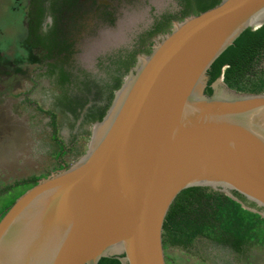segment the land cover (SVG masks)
I'll return each instance as SVG.
<instances>
[{"label": "water", "instance_id": "95a60500", "mask_svg": "<svg viewBox=\"0 0 264 264\" xmlns=\"http://www.w3.org/2000/svg\"><path fill=\"white\" fill-rule=\"evenodd\" d=\"M263 17L264 0H221L157 36L93 124L85 153L2 216L0 264H166L167 212L192 187L264 218V94L237 93L222 78L204 92L213 62Z\"/></svg>", "mask_w": 264, "mask_h": 264}, {"label": "rangeland", "instance_id": "374dc122", "mask_svg": "<svg viewBox=\"0 0 264 264\" xmlns=\"http://www.w3.org/2000/svg\"><path fill=\"white\" fill-rule=\"evenodd\" d=\"M32 1L0 0L1 49L6 47L4 40L13 41L12 48L25 60L18 66L27 70L18 76H0V194L16 181L52 173L60 163L70 166L78 159L76 151L57 158L59 149L52 139L50 119L42 111L56 113L60 140L66 150H77L80 134L93 126L88 123L89 115L105 103L107 56L133 49L137 37L156 17L177 11L175 0H110L117 17L104 20L105 28L98 32L96 20L89 22L95 18L91 10L84 9L85 4L73 11L65 9L56 18V34L63 43L59 48L68 46L67 50L44 62L42 51L26 53L20 46L24 16ZM81 9L82 16L74 18ZM44 22L47 30L51 20L47 17ZM48 64L55 65L54 69ZM58 66L70 75L71 84L66 88L56 81ZM166 254L171 264H238L228 248L202 241L191 253L169 248ZM252 257V264H264V250L254 251Z\"/></svg>", "mask_w": 264, "mask_h": 264}, {"label": "trees", "instance_id": "16d2710c", "mask_svg": "<svg viewBox=\"0 0 264 264\" xmlns=\"http://www.w3.org/2000/svg\"><path fill=\"white\" fill-rule=\"evenodd\" d=\"M33 10L39 17H44L46 11L51 12L49 5L56 6L57 0H33ZM44 1V2H42ZM221 0H175L177 11L166 12L156 17L152 25L141 33L133 49L118 50L115 54L107 56L109 63L108 81L106 84L107 96L105 103L96 108L88 117L89 125L103 119L110 107L114 93L120 88L124 77L134 67L137 55H147L154 44L153 39L170 31L174 21H182L190 15L199 14L208 10ZM48 3V6L45 4ZM51 15V13H50ZM54 18V17H53ZM29 22V21H28ZM29 24V23H28ZM57 20L44 39L42 45L47 50L46 58L54 59L59 53L67 50L68 46L59 48L56 41ZM54 69L53 64H48ZM49 72H53L51 69ZM205 94L212 95V84L222 78L223 83L232 91L241 94H264V25L251 30H245L210 66L207 71ZM70 75L61 71L57 83L66 88L71 84ZM66 98V92L64 93ZM50 119L52 139L58 146L57 158L76 151V158L82 156L87 148L91 131L86 130L80 134L82 141L77 150L73 147L67 149L59 137L57 115L53 111H42ZM75 141V140H74ZM69 167L60 163L56 170ZM32 176L16 181L6 187L0 194V219L12 206L15 200L25 193L37 182L49 176ZM241 201L246 200L234 193ZM249 207H255L249 203ZM207 242L228 248L234 253L238 264H252V253L264 250V218L242 207V205L220 191L207 187H192L183 190L170 206L162 232V242L165 252L166 264H171L170 257L166 254L169 248H177L186 253H191L199 242ZM98 264H122L119 256L101 258Z\"/></svg>", "mask_w": 264, "mask_h": 264}, {"label": "flooded vegetation", "instance_id": "af4514ba", "mask_svg": "<svg viewBox=\"0 0 264 264\" xmlns=\"http://www.w3.org/2000/svg\"><path fill=\"white\" fill-rule=\"evenodd\" d=\"M34 2V1H32ZM30 4L28 13L24 16L26 19L25 22V34L24 38L20 44L21 49L23 52H30L32 50L36 51H42L43 55H41V60L44 62H49L54 59H47V50L44 49L45 46L42 45V42H44V39L47 38L48 34H50L51 29L54 25V18H57V16L61 13L62 15L65 9H71L73 11L75 7L77 6L78 9L81 4H85L86 10L92 12L95 19H92L89 22H93L96 20L94 24H97L98 26V32L102 31L105 28L104 20L109 21L112 19V17H117V14L115 13L113 9V2L110 0L104 1V0H57L56 6L53 7L49 5V8H51V12L46 11L44 13V17L41 18L42 22L39 23V17L36 15V11L33 10L34 4ZM75 2V3H74ZM48 6V3L47 5ZM77 11V10H76ZM51 13V15H50ZM82 16V9L81 11L78 10V13L74 15V18L79 19ZM49 18L51 20L50 25L48 26L47 30L45 27V18ZM54 17V18H53ZM59 17V16H58ZM29 21V22H28ZM29 23V24H28ZM1 34V31H0ZM155 40V39H153ZM56 41L58 44V47L63 45L62 40L56 35ZM10 39L4 40V43L6 47H4V50L1 49L2 45L0 42V76H18L23 74H26V69H21L18 65L25 63V60L22 62L18 52L12 48V43ZM14 43V42H13ZM60 46V47H61ZM140 55V54H139ZM137 55V57L139 56ZM63 69L61 67H56V81ZM21 78V77H20Z\"/></svg>", "mask_w": 264, "mask_h": 264}, {"label": "bare ground", "instance_id": "6f19581e", "mask_svg": "<svg viewBox=\"0 0 264 264\" xmlns=\"http://www.w3.org/2000/svg\"><path fill=\"white\" fill-rule=\"evenodd\" d=\"M261 22H264V17L261 19V21L259 23H261Z\"/></svg>", "mask_w": 264, "mask_h": 264}]
</instances>
